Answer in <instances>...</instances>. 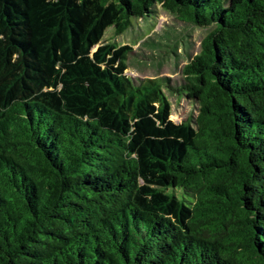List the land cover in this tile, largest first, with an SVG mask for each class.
Returning a JSON list of instances; mask_svg holds the SVG:
<instances>
[{
  "label": "trees",
  "instance_id": "1",
  "mask_svg": "<svg viewBox=\"0 0 264 264\" xmlns=\"http://www.w3.org/2000/svg\"><path fill=\"white\" fill-rule=\"evenodd\" d=\"M157 6L210 28L175 88L104 40ZM0 264H264V0H0Z\"/></svg>",
  "mask_w": 264,
  "mask_h": 264
},
{
  "label": "rangeland",
  "instance_id": "2",
  "mask_svg": "<svg viewBox=\"0 0 264 264\" xmlns=\"http://www.w3.org/2000/svg\"><path fill=\"white\" fill-rule=\"evenodd\" d=\"M209 31V27L196 26L157 6L152 17L134 19L121 35L109 27L104 40L132 46L126 74L136 82L162 78L164 84L175 88L183 83V67L201 51L202 40ZM164 90L172 103L171 119L179 123L190 118L195 124L198 104L168 87Z\"/></svg>",
  "mask_w": 264,
  "mask_h": 264
}]
</instances>
